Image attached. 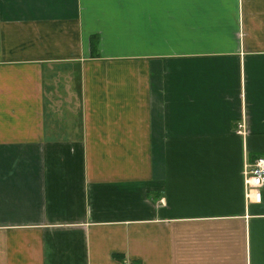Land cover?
Instances as JSON below:
<instances>
[{"label":"crops","instance_id":"crops-1","mask_svg":"<svg viewBox=\"0 0 264 264\" xmlns=\"http://www.w3.org/2000/svg\"><path fill=\"white\" fill-rule=\"evenodd\" d=\"M261 155L264 0H0V264H264Z\"/></svg>","mask_w":264,"mask_h":264},{"label":"built area","instance_id":"built-area-1","mask_svg":"<svg viewBox=\"0 0 264 264\" xmlns=\"http://www.w3.org/2000/svg\"><path fill=\"white\" fill-rule=\"evenodd\" d=\"M242 123L237 124L238 132H241ZM246 197L249 200L259 202L261 200V188L264 184V156H257L245 167Z\"/></svg>","mask_w":264,"mask_h":264},{"label":"trees","instance_id":"trees-1","mask_svg":"<svg viewBox=\"0 0 264 264\" xmlns=\"http://www.w3.org/2000/svg\"><path fill=\"white\" fill-rule=\"evenodd\" d=\"M257 157V156H256Z\"/></svg>","mask_w":264,"mask_h":264}]
</instances>
